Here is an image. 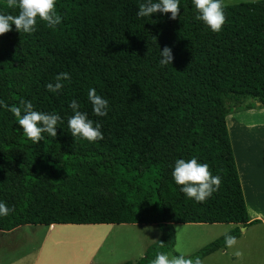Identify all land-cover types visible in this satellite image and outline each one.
<instances>
[{"label": "trees", "instance_id": "16d2710c", "mask_svg": "<svg viewBox=\"0 0 264 264\" xmlns=\"http://www.w3.org/2000/svg\"><path fill=\"white\" fill-rule=\"evenodd\" d=\"M144 0H56L62 22L37 18L34 33L0 36V100L31 101L61 117L57 136L34 143L17 117L0 106V231L25 224L156 223L161 234L136 262L151 264L174 246L173 223L249 221L226 125L233 109L264 107V0L224 4L226 23L213 32L193 0L180 15L138 17ZM156 2V0H153ZM0 0V13L18 14ZM155 37V38H154ZM170 47L173 63L161 64ZM62 72V90H47ZM95 88L108 100L98 117L88 100ZM250 97L252 102L246 103ZM102 124L103 140L73 137L70 103ZM196 157L222 183L206 202L188 198L172 177L177 159ZM228 234L240 235L239 227ZM225 234L194 255L225 248Z\"/></svg>", "mask_w": 264, "mask_h": 264}, {"label": "clouds", "instance_id": "9594fccd", "mask_svg": "<svg viewBox=\"0 0 264 264\" xmlns=\"http://www.w3.org/2000/svg\"><path fill=\"white\" fill-rule=\"evenodd\" d=\"M193 4L198 12L197 20L203 21L213 32H220L226 23L224 10V0H193ZM9 8H18L16 15L0 13V36L12 31L15 25L16 31L20 33H34L37 30V18L46 23L47 27L55 28L62 22V17L57 14L56 0H7ZM179 0H144L140 3L137 12L138 17H151L154 13H171V19L175 20L180 15ZM155 38V37H154ZM160 55L161 64L173 63V52L170 47H164ZM67 72L59 73L55 77V83H48V91L56 93L63 89V81L70 80ZM88 100L93 107V113L98 117L108 115L109 102L101 95L97 94L95 88L88 91ZM0 106L8 109L17 117L19 126L24 134L34 143L44 140V133L51 137L57 136V125L61 123V117L55 113H45L34 110L31 101L21 100L20 105L9 107L3 100ZM69 107L73 110V115L68 118V127L73 137H80L89 142L103 140L101 131L102 124L93 121L86 112L79 110V104L73 100ZM172 177L177 185L182 186L181 191L190 199L197 203L206 202L214 192L221 186L222 178L219 175L213 176L207 163H200L196 157L189 160L177 159L172 171ZM14 207L9 208L5 202L0 201V216H7ZM237 244V237L225 233V245L233 248ZM236 257H241L242 252L236 251ZM151 264H203L200 257L194 259L181 253L180 255H168L158 252Z\"/></svg>", "mask_w": 264, "mask_h": 264}, {"label": "rangeland", "instance_id": "374dc122", "mask_svg": "<svg viewBox=\"0 0 264 264\" xmlns=\"http://www.w3.org/2000/svg\"><path fill=\"white\" fill-rule=\"evenodd\" d=\"M7 2V0H3ZM255 0H224V4ZM246 103L252 101L245 98ZM59 228L44 240L46 226L21 225L9 231H0V258L13 256L38 248L42 244L40 259H50L52 264H123L136 262L144 256L147 247L155 242L161 230L156 223L72 224ZM174 246L166 254H185L194 259L197 251L234 227L240 235L233 248L225 247L202 258L203 264H264V223L246 226L232 223H173ZM244 227L243 229H241ZM70 229L88 230L92 235L62 236L55 241L57 232ZM84 233V232H83ZM87 234V233H85ZM45 241V242H44ZM43 249V250H42ZM240 251L241 257L234 253Z\"/></svg>", "mask_w": 264, "mask_h": 264}, {"label": "crops", "instance_id": "0c3cea01", "mask_svg": "<svg viewBox=\"0 0 264 264\" xmlns=\"http://www.w3.org/2000/svg\"><path fill=\"white\" fill-rule=\"evenodd\" d=\"M226 125L247 208L248 219L249 221L259 219L264 223V107L255 101V105L250 108L233 109L226 116ZM44 226H46L44 233V240H46L49 233H52L56 229L71 228L77 225H72L71 223H52ZM79 230L81 229H76L74 232L73 229H70L64 231L65 234L63 232L57 233L62 234V236L65 235L68 238L70 234L73 233L75 235V231ZM86 231L88 232L87 235H92L90 231ZM86 231L83 232L86 233ZM77 233H80L82 236V232ZM62 236H54L55 241H62ZM42 245L17 255L1 257L0 264H52L50 259H40ZM221 250L224 252L225 248Z\"/></svg>", "mask_w": 264, "mask_h": 264}, {"label": "bare ground", "instance_id": "6f19581e", "mask_svg": "<svg viewBox=\"0 0 264 264\" xmlns=\"http://www.w3.org/2000/svg\"><path fill=\"white\" fill-rule=\"evenodd\" d=\"M83 231H84V230L75 231V235L80 234V233H77V232H82V236H83V234L85 235V232L83 233ZM73 232H74V230H73ZM63 233H64V232H63ZM76 233H77V234H76ZM86 233L88 234L87 231H86ZM64 234H65V233H64ZM64 234H63V235H64ZM87 234H86V235H87ZM55 235H56L55 237H57V235H58V236H60V235L62 236V234H60V233H59V234H55ZM70 235H71V234H70ZM72 235H74V234L72 233ZM86 235H85V236H86ZM77 236H81V234H80V235H77ZM66 237H67V236H66Z\"/></svg>", "mask_w": 264, "mask_h": 264}, {"label": "water", "instance_id": "95a60500", "mask_svg": "<svg viewBox=\"0 0 264 264\" xmlns=\"http://www.w3.org/2000/svg\"><path fill=\"white\" fill-rule=\"evenodd\" d=\"M257 103H259V102H257ZM242 228H244V227H242ZM242 228H241V229H242Z\"/></svg>", "mask_w": 264, "mask_h": 264}]
</instances>
